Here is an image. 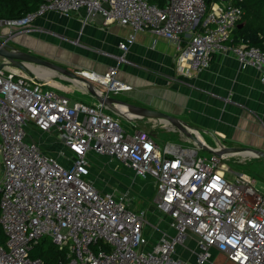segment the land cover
<instances>
[{"label": "built area", "instance_id": "1", "mask_svg": "<svg viewBox=\"0 0 264 264\" xmlns=\"http://www.w3.org/2000/svg\"><path fill=\"white\" fill-rule=\"evenodd\" d=\"M241 2L44 0L23 16L0 18V40L29 33L49 12L81 13L83 23L100 16L103 24L131 29L117 45V64L135 33L150 30L173 43L177 70H204L213 56L230 55L254 66L264 87V50L232 38L244 13ZM116 69L73 72L102 86L101 96L115 98L131 89L115 78ZM71 81L92 97L84 82ZM92 98L90 104L75 101L17 68L0 70V228L6 239L0 264H43L29 254L43 238L64 250L56 264H207L213 251L234 264H264V190L244 173L228 174L222 163L242 152L205 158L197 145H160L136 127L140 117L128 107ZM99 158L148 182L153 201L136 207L129 192L98 188L93 173L110 171Z\"/></svg>", "mask_w": 264, "mask_h": 264}, {"label": "crops", "instance_id": "2", "mask_svg": "<svg viewBox=\"0 0 264 264\" xmlns=\"http://www.w3.org/2000/svg\"><path fill=\"white\" fill-rule=\"evenodd\" d=\"M30 29L10 43L34 53L51 51L50 56L57 55L62 63L97 73L115 66V78L131 87L120 92L126 103L178 118L200 136L201 132L207 134L214 141V145L208 144L211 148L221 144L264 152V87L254 66L241 64L230 55H215L204 70L185 65L179 71L173 43L150 30L135 33L124 61L117 64L116 56L122 54L117 45L131 29L117 23L103 24L100 16L83 23L81 13L63 17L49 12ZM41 29L50 33L48 44H37L30 38ZM189 247L194 248V243L189 241ZM181 249L178 253L192 261L191 253ZM217 260L234 264L215 251L207 264Z\"/></svg>", "mask_w": 264, "mask_h": 264}, {"label": "rangeland", "instance_id": "3", "mask_svg": "<svg viewBox=\"0 0 264 264\" xmlns=\"http://www.w3.org/2000/svg\"><path fill=\"white\" fill-rule=\"evenodd\" d=\"M43 29H41V33H35V34L32 33V36H30V38H34L33 40L37 44L49 43L50 39H48V36L50 33H48L46 29L45 30ZM54 41H56V39ZM10 42H12V40ZM52 52L56 53V50H52ZM31 53L43 59H47L52 63H55L56 65H59L69 71H75L76 69H79L78 67H75V65H68L60 62L58 60L57 55L55 54L50 56L51 51L45 53L43 52H35V53L31 52ZM29 65L39 66L35 64H29ZM24 73L25 75L33 78L35 81L44 83L45 86L55 89L58 93L65 95L70 99L71 97H74L76 98V100L81 101L82 103L90 104L89 96L83 95L80 91H77V89H73V87L75 88H79V87L59 74H57L56 76H51L47 79L45 78L41 79L35 77V75L31 72V70H29V68L28 71ZM96 86L101 90L103 89V87L98 84H96ZM114 97L119 101L125 102L124 101L125 98L123 95H121V93L116 94ZM120 123L124 124V120L120 119ZM133 123L136 125L138 129L145 130L150 133L151 132L155 133V140L160 145H163L164 143L167 142H171L182 146L195 147V144L193 142H191L189 139L187 140L186 138H184L183 134H181L174 127L172 128L171 125L168 124L166 126L153 125L152 122L147 118L135 119ZM201 134L203 140L207 144L214 145V141L211 140L207 134L203 132H201ZM43 137L44 136H42V138ZM198 155L201 157L208 158L210 157L211 153L207 150L199 149ZM92 160H94V158ZM97 161L99 163L104 162L106 168L110 170L109 172L107 171L100 172L99 176L101 177H99L98 174H96L95 172L93 173L92 179L96 180L98 188L109 189V188L117 187L121 190L129 192L130 196L133 198L136 207H139L144 202L148 204L149 202L153 201L154 192L151 191L150 184H148L147 189L145 188L148 182H143V179H141L140 177H135V179H133L132 174H130L131 172L128 169H126L124 166H119V165L116 166L114 163L105 162L107 161L105 158H99ZM222 163H224L228 168V170L230 171L228 172V174L232 172L244 173L248 175L251 179H253L254 185L257 188L262 187V189L264 190V161L263 159H261V157H256V156L245 157L240 155H234L222 161ZM148 219L152 221L154 218L149 216ZM180 251L181 252L184 251V248H182ZM184 257L186 258L187 255H185ZM213 264H225V263L220 260H217L214 261Z\"/></svg>", "mask_w": 264, "mask_h": 264}, {"label": "water", "instance_id": "4", "mask_svg": "<svg viewBox=\"0 0 264 264\" xmlns=\"http://www.w3.org/2000/svg\"><path fill=\"white\" fill-rule=\"evenodd\" d=\"M242 25H243L242 23H239L237 27L239 28ZM29 64H35L41 67H45L46 69H49L50 71L53 72L52 76H56L57 74H59L68 80L74 79V80L84 82L86 89L91 94V96L94 97L98 102L103 103L104 105L112 107L111 103H118V104H122L128 107L129 111L132 114L136 115L137 117L160 119L166 125L167 124L171 125L175 129H177L181 134L186 136L195 145L202 147V149L209 151L211 154L219 155L221 153H236V152L249 151V152H252L253 156L261 157L264 159L263 151L249 148V147L223 146L221 144H218L219 148H213V149L208 148L204 146L201 143V141L197 138V136L188 130L187 128L188 126L184 122L179 120L178 118L170 116L163 112L156 111V110L131 105L126 102L119 101L113 97L101 96L97 92V88H95V86L90 81H88L86 78H83L75 74L73 71H69L59 65H56L55 63H52L51 61L47 59L38 57L37 55H34L33 53L29 51H24L22 49H19L13 44L5 40H0V70L3 69L4 67H14L23 72H27ZM111 109L115 111L114 108H111Z\"/></svg>", "mask_w": 264, "mask_h": 264}, {"label": "trees", "instance_id": "5", "mask_svg": "<svg viewBox=\"0 0 264 264\" xmlns=\"http://www.w3.org/2000/svg\"><path fill=\"white\" fill-rule=\"evenodd\" d=\"M44 0H0V18H16L34 11ZM208 5L213 0H204ZM243 16L232 33L233 41L242 39L248 46H256L264 50V0H242ZM5 236L0 228V245L5 244ZM31 256H38L43 264H56L64 258V250H58L46 238L33 246Z\"/></svg>", "mask_w": 264, "mask_h": 264}, {"label": "bare ground", "instance_id": "6", "mask_svg": "<svg viewBox=\"0 0 264 264\" xmlns=\"http://www.w3.org/2000/svg\"><path fill=\"white\" fill-rule=\"evenodd\" d=\"M28 68L29 70H31V72L35 75V77L37 78H49L53 75V72L50 71L49 69H45V68H42V67H39V66H32V65H28ZM71 81V80H70ZM73 84H75L76 86H78L79 88H82V85L77 82V81H71ZM121 110H124L123 108ZM188 130L190 132H192L193 134H195L197 136V138L202 142V138L201 136L198 134V132H196L195 130H193L192 128L190 127H187ZM241 156H253L252 155V152H249V151H244L242 153H240Z\"/></svg>", "mask_w": 264, "mask_h": 264}]
</instances>
